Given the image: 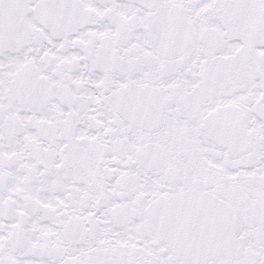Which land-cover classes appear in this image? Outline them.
I'll list each match as a JSON object with an SVG mask.
<instances>
[{"label": "snow or ice", "instance_id": "1", "mask_svg": "<svg viewBox=\"0 0 264 264\" xmlns=\"http://www.w3.org/2000/svg\"><path fill=\"white\" fill-rule=\"evenodd\" d=\"M0 264H264V0H0Z\"/></svg>", "mask_w": 264, "mask_h": 264}]
</instances>
